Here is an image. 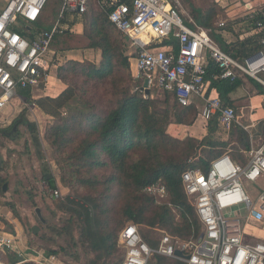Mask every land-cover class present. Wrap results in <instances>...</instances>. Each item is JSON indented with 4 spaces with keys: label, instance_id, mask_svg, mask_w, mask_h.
<instances>
[{
    "label": "built area",
    "instance_id": "2783aa9c",
    "mask_svg": "<svg viewBox=\"0 0 264 264\" xmlns=\"http://www.w3.org/2000/svg\"><path fill=\"white\" fill-rule=\"evenodd\" d=\"M237 1L252 12L241 24L233 23L225 35L243 39L264 30V22L256 20L258 14L264 16V10L254 9L264 0ZM92 2L131 43L134 78L141 81L138 89L146 93L144 83L148 80L150 91L173 94L181 109L199 102L202 107L198 106V117L207 124L218 118V135L222 137L230 135L238 116L235 108L223 103L217 89L211 88L209 67L218 70L211 76L214 81L234 82L244 76L264 87V51L239 62L220 47L209 30L192 18L184 19L176 0H8L0 12V120L20 97V90L46 84L51 72L60 67L53 44L69 29V21L88 13ZM55 3L53 25L41 28L49 5ZM219 27L224 29L228 24L223 22ZM172 37L178 46H163ZM230 154L212 161L206 173L189 168L182 174L183 186L202 225V242H185L162 234L152 247L138 227L129 224L119 237L125 250L123 264H153L155 256L184 264H264V191L253 194L248 189L264 177V143L251 146L243 163ZM147 192L161 199L167 196L160 182L148 186ZM54 195L59 197L60 192L55 190ZM19 241L0 236V264H7L2 254ZM26 251L15 264H56V255ZM177 251L184 257L177 256Z\"/></svg>",
    "mask_w": 264,
    "mask_h": 264
},
{
    "label": "trees",
    "instance_id": "16d2710c",
    "mask_svg": "<svg viewBox=\"0 0 264 264\" xmlns=\"http://www.w3.org/2000/svg\"><path fill=\"white\" fill-rule=\"evenodd\" d=\"M194 12L195 21L211 30L210 35L220 47L239 62L264 51V30L227 44L215 34L214 10L207 14ZM256 20L264 22V16L258 14ZM83 23L88 48L101 52L100 64L73 60L64 63L57 69V78L67 90L58 98L36 102L54 119L47 126L45 139L55 153L61 181L77 198L67 196L61 206L70 215L68 225L80 227L81 244L94 255L92 264L124 262L125 250L119 237L129 224L136 225L139 231L142 227L158 228L181 241H197L202 227L183 186L182 174L189 168L206 173L215 159L231 150L238 152V145L250 150L249 133L235 126L229 136L233 141L237 138L238 145L235 141H223L218 135V118H215L205 124L207 135L203 139L173 137L169 133L172 123L183 127L195 124L196 107L179 109L174 105V122L169 111H157L151 95L147 96L138 88L132 92L129 88L132 79L129 57L114 25L96 3H91ZM224 29L231 31L232 27ZM165 45L178 46L173 37L164 41ZM217 71L215 66L209 67L211 88L217 89L226 106H232L230 95L242 86V80L239 77L234 82L214 81L211 76ZM257 85L264 90L262 85ZM20 94L27 102H34L31 89L20 91ZM75 98L83 104L84 112L65 116L61 110ZM20 125L26 126L34 136L37 133L36 124L30 121L24 120ZM193 157L198 161L190 164ZM54 179L46 169L43 180L56 190ZM157 182L165 185L167 199L147 192V187ZM4 183L6 180L0 177V192H4ZM13 214L19 218L17 212ZM59 231L67 234L69 227ZM144 239L156 247L157 243L149 236ZM119 253L120 259L113 261ZM58 254V251L47 253L48 256ZM154 260L156 264H165L167 258L155 256ZM173 264L184 263L173 261Z\"/></svg>",
    "mask_w": 264,
    "mask_h": 264
},
{
    "label": "rangeland",
    "instance_id": "374dc122",
    "mask_svg": "<svg viewBox=\"0 0 264 264\" xmlns=\"http://www.w3.org/2000/svg\"><path fill=\"white\" fill-rule=\"evenodd\" d=\"M7 1L8 0H0V12ZM223 1H227L226 6H223L221 1L216 2V0H176V4L183 18L187 20H190V18L193 20L196 19L194 10L201 11L203 14H207L209 11L214 10L216 14L212 22L214 27H218L223 22L227 24L239 22V24H241L247 15L252 12L246 9L244 3H240L237 0ZM260 6L261 5H256L254 9H258ZM53 9H55V6L50 4L47 13L52 15L53 12H51V10ZM75 37L76 36L68 35L61 38L57 43L58 50L61 49L69 55L73 54L72 56L83 58V62L99 65L100 51H87L89 49V40L86 36L83 35L80 39ZM120 38L124 52L127 55L133 53L134 49L131 47V43L123 36H120ZM233 41H235V39L232 38L231 42ZM63 58V56L60 58V64L66 61H63ZM54 73L55 71L51 73L52 79L55 77ZM129 73L132 76L129 88L134 92L141 86V81H137L132 74H136L135 63L132 65V73ZM44 94L39 93V95L43 96ZM251 96H253V93L246 91L243 97H239L241 98L239 101L247 100ZM40 98L38 97L36 100ZM150 99L156 102L157 110L160 112L169 111L170 114H173V107L176 105V102H173L169 94L165 93L164 96L163 93L154 89L151 91ZM201 107L202 105L200 108ZM241 108L242 107L239 108V111L235 108L236 113L240 114ZM196 110L198 113L199 109ZM61 111L65 116L80 114L84 112L83 104L79 99L75 98L67 108ZM199 118L197 125L193 128H188V130L172 124L173 126L169 128V133L178 139H186L195 136V133L201 136L205 130V123L201 117ZM24 120L36 124L37 133L35 136L31 134L26 126L20 125ZM0 121V177L6 180L4 185H7V192H0V198L6 200L3 201V203L7 204V208L13 213H20V215L18 213V219L17 215L13 214V217L25 226L26 232L30 237L26 239L28 240L26 247L40 251L41 254L45 255L50 251H58L59 254L58 256L56 255V264H92L94 255L88 253L81 244L80 227L74 224L68 225L67 222L70 219V215L61 209L67 196H71L75 199L77 198L72 190L61 181L62 176L56 164L55 153L45 139L47 126L52 124L54 119L46 116L42 109L40 110L39 107H35L32 103L27 102L24 97H17L14 99L11 107L5 110ZM223 138L224 137H222V139ZM227 141L234 142L233 139L230 140V136L227 138ZM263 143L264 138L259 140V142L255 141L257 146ZM228 152L231 153L232 157L237 155L236 150ZM199 153L200 150L197 154L199 155ZM195 158L196 157H193L192 159ZM46 169L49 170L50 174L55 178L54 180L57 183L56 190L60 192L59 197L54 195L55 190L51 189L47 182L43 180ZM248 186H250L248 189H250L253 194L262 190L260 185ZM37 209H40L45 222L39 219L36 213ZM175 214L176 219L179 221V215L177 212ZM6 226L13 229V226L8 223H6ZM33 227H37V234L33 233ZM65 227H69V232L67 234L59 231ZM252 229V227L247 228L248 232H252ZM162 231L166 232L164 230ZM140 233L143 239L145 236H149V238L155 242L162 236L161 229L158 228L151 230L142 227ZM167 234L171 236L169 233ZM179 240L181 241V239ZM120 256L122 255L119 253L112 260L117 262ZM153 264H156V260L153 261ZM165 264H173V261L167 259Z\"/></svg>",
    "mask_w": 264,
    "mask_h": 264
},
{
    "label": "crops",
    "instance_id": "0c3cea01",
    "mask_svg": "<svg viewBox=\"0 0 264 264\" xmlns=\"http://www.w3.org/2000/svg\"><path fill=\"white\" fill-rule=\"evenodd\" d=\"M218 1H221L222 5L223 6H226V3L227 1H223V0H216V2ZM259 5H261L259 7V9H262L264 10V3H259ZM55 6V9L51 10V12H53L52 15L46 13L45 15V18L44 20L41 22L40 24V27L41 28H50L52 25H53V20H54V15H55V12H56V9H57V4L55 3L54 4ZM5 7V5H4ZM98 7V6H97ZM102 11V10H101ZM103 12V11H102ZM105 13V12H104ZM106 14V13H105ZM107 15V14H106ZM239 23V22H238ZM68 25V30H66L64 32V34L58 38L56 40V42L53 44V51H55L57 53V57L60 58L63 56V61L66 60L65 62H62L61 65H63L64 63L68 62V61H78V62H83L81 58H79L78 56H72V55H69L68 53L66 52H63L61 49L58 50V47H57V43L60 41L61 38H63L64 36H68V35H71V36H76L75 38L77 39H80V37H82L84 35V23H83V17L82 18H77V19H74L72 21H69L67 23ZM201 26V25H200ZM228 26H231L232 27V24H228ZM115 27V26H114ZM202 27V26H201ZM204 28V27H203ZM217 29L215 30V34L216 36H219L221 37L222 40H224L227 44H234L236 43V41L238 39L240 40H243L240 38L239 35H225V33L227 31H229L228 29H224L223 28H220L219 26L216 27ZM116 29V28H115ZM117 33L122 36L118 30L116 29ZM211 31V30H209ZM219 31V32H218ZM223 32V33H222ZM254 35V34H253ZM85 36V35H84ZM252 36V35H250ZM239 37V38H238ZM125 38V37H124ZM235 39V41L231 42V39ZM126 39V38H125ZM215 39V38H214ZM127 40V39H126ZM128 41V40H127ZM89 46V45H88ZM94 49H88L87 51H93ZM62 51V52H61ZM97 51V50H95ZM126 54V53H125ZM127 55V54H126ZM129 57V63H130V72L132 73V65L133 63H135L134 59H135V56L134 55H127ZM101 52H100V61H99V64L101 62ZM133 59V60H131ZM60 65V66H61ZM55 71L54 75L55 77L52 79L51 75H50V78L48 79L47 83L46 84H41L39 87L37 88H33L31 89L32 90V99H33V105L35 107H39L38 105H36V102L41 100V99H46V98H51V99H55V98H58L61 94H63L66 90H67V86L64 85L58 78H57V75H56V72H57V69L53 70ZM52 71V72H53ZM51 72V73H52ZM133 76L135 75L134 73H132ZM240 79L242 80V86L240 88H238L235 92L231 93L230 95V99L232 101V106L233 108H236L238 111H239V108H241V113L238 114L237 113V116H238V124L236 126H239L241 127L242 129H244L245 131H247L249 133V137H250V143H251V146H256L257 147V144H255V141L256 142H259V140H262L264 138V90H262L257 84V82L253 81L252 79L250 78H247V77H244V76H241ZM260 85V84H259ZM242 88V89H241ZM28 90V89H27ZM242 90V91H241ZM20 91H23V90H20ZM20 91H19V96L20 97H23L21 94H20ZM158 92H161L163 93V95L165 96V93L161 90H157ZM246 91H250V93L252 92L253 93V96H251L249 99L247 100H244V101H239L241 98H239L240 96L243 97L244 96V93ZM262 91V94H260ZM39 93H45L44 96L43 95H39ZM167 94V93H166ZM38 95V96H37ZM170 97L173 99V102H176L175 99H174V95L173 94H169ZM47 96V97H46ZM40 98L39 100H36V98ZM25 98V97H24ZM26 99V98H25ZM242 99H245V98H242ZM27 101V100H26ZM29 102V101H28ZM176 104V103H175ZM156 106V104H155ZM195 106V105H194ZM198 106L200 107L201 104L198 102V105L195 106L196 109H198ZM238 107V108H237ZM157 108V106H156ZM247 108H250V109H247ZM41 110V108H39ZM158 109V108H157ZM235 109V110H236ZM43 111V110H42ZM159 111V110H157ZM45 114V113H44ZM199 114V113H198ZM46 116H49L46 114ZM51 117V116H49ZM170 117L171 119L173 120L174 122V115L170 114ZM52 118V117H51ZM200 118L198 117L195 124L192 126V127H183L185 128L186 130H188V128H193L195 127V125H197V122ZM1 122V121H0ZM205 123V122H204ZM174 124V123H172ZM207 125V123H205ZM177 125V124H175ZM173 126V125H171ZM180 126V125H178ZM177 126V128H178ZM204 128V127H203ZM186 132V131H185ZM205 132V134H204ZM203 134L201 136H199V134L195 133L194 135L195 136H192V137H195L197 139H203L206 135H207V129L205 128ZM193 134V133H192ZM229 137V136H228ZM228 137H224L222 140L223 141H227V138ZM15 139V138H14ZM13 139V140H14ZM235 141V144L238 145V142L237 141V138L234 139ZM234 144V143H233ZM262 145V144H261ZM260 145V146H261ZM240 145H238V149L239 151L237 152L240 156L239 157H232L236 162L238 163H243L246 161V157H247V154L249 152V150H244L242 148L239 147ZM231 155V154H230ZM197 159L196 161H198V158H195ZM195 161V162H196ZM158 183V182H157ZM155 184V183H153ZM152 184V185H153ZM257 185H260V188L262 190L260 191H264V177L261 178ZM4 187V186H3ZM7 192V191H6ZM4 192V193H6ZM161 199V198H160ZM165 199H167V196L165 197ZM163 200V199H162ZM3 201H6L5 199H1L0 198V236H8V237H13V238H16L17 240H20L19 242H17V245L11 250V251H8L6 253H3L2 254V260L7 263V264H15L16 262H19L20 259H21V254H24L25 252H27L26 250L27 249H30L28 247H26V245L28 244V238L29 235L28 233L26 232V229H25V226H23L21 224L20 221H18L16 218L13 217V212L7 208V204L3 203ZM18 210V209H17ZM196 212V211H195ZM19 213V212H18ZM20 215V213H19ZM22 217V216H21ZM199 219V218H198ZM6 223L10 224L13 226V229L11 228H8L6 226ZM201 224V223H200ZM202 227V225H201ZM11 229V230H10ZM125 229V228H124ZM123 229V230H124ZM33 230V229H32ZM34 233V232H33ZM161 233L162 234H167L166 232H163L161 230ZM37 234V233H35ZM201 235H202V230H201ZM200 235V236H201ZM172 237V236H171ZM174 238V237H173ZM174 239H177V238H174ZM179 240V239H178ZM159 241V239H158ZM158 241H156V243L158 244ZM33 250V249H32ZM30 253V252H29Z\"/></svg>",
    "mask_w": 264,
    "mask_h": 264
},
{
    "label": "water",
    "instance_id": "95a60500",
    "mask_svg": "<svg viewBox=\"0 0 264 264\" xmlns=\"http://www.w3.org/2000/svg\"><path fill=\"white\" fill-rule=\"evenodd\" d=\"M144 86H145V89H146V95H147V96H150V95H151V91H150V89H149V82H148V80H145ZM3 191H4V192L7 191V185H6V184H5L4 187H3ZM36 213H37L39 219H40L42 222H45V220L43 219V217H42V215H41V211H40V209H37V210H36ZM37 231H38L37 227H33V232H34V233H37ZM202 240H203V235H201V236L199 237V239H198V243L200 244V243L202 242ZM176 254H177V256H179V257H184L183 253H181L180 251H177Z\"/></svg>",
    "mask_w": 264,
    "mask_h": 264
},
{
    "label": "bare ground",
    "instance_id": "6f19581e",
    "mask_svg": "<svg viewBox=\"0 0 264 264\" xmlns=\"http://www.w3.org/2000/svg\"><path fill=\"white\" fill-rule=\"evenodd\" d=\"M144 39H145V40L147 39L146 41H148V40H149V37H144ZM143 41H144V40H143Z\"/></svg>",
    "mask_w": 264,
    "mask_h": 264
}]
</instances>
